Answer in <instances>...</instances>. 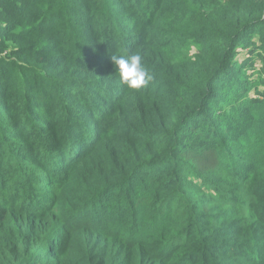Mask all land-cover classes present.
<instances>
[{
  "label": "trees",
  "instance_id": "trees-1",
  "mask_svg": "<svg viewBox=\"0 0 264 264\" xmlns=\"http://www.w3.org/2000/svg\"><path fill=\"white\" fill-rule=\"evenodd\" d=\"M263 128L264 0H0V264H264Z\"/></svg>",
  "mask_w": 264,
  "mask_h": 264
},
{
  "label": "rangeland",
  "instance_id": "rangeland-1",
  "mask_svg": "<svg viewBox=\"0 0 264 264\" xmlns=\"http://www.w3.org/2000/svg\"><path fill=\"white\" fill-rule=\"evenodd\" d=\"M9 58V55H7ZM243 56L242 53L239 54V58ZM259 65V64H258ZM246 140L248 141L249 154L253 157L256 164L261 162V154L264 152V128L257 129L256 132L249 135ZM191 188L197 193H201L202 189L197 186V184L191 185ZM233 199L226 200V203L230 204L231 213L237 218L242 219L244 224H250L254 221L255 218V209L256 203L255 198L251 191H249L247 186H238L234 190ZM138 192L142 196H146L148 192L139 188ZM216 203H221V199L217 197H212ZM225 203V202H224ZM155 214L152 212V209L149 207L141 208L138 210L136 217L133 219L134 224L136 222H141L142 225L138 226L135 230L137 235H145V236H154L166 237L167 233L174 227L175 222L170 220L169 218H164L160 224H155L154 222ZM132 221V222H133ZM132 222L128 224V227L132 224ZM121 223H125L124 219H121ZM120 222L114 224L112 227L118 230H123L125 227L122 226ZM131 232H133L131 230ZM134 233V232H133ZM244 258H241V260Z\"/></svg>",
  "mask_w": 264,
  "mask_h": 264
},
{
  "label": "clouds",
  "instance_id": "clouds-1",
  "mask_svg": "<svg viewBox=\"0 0 264 264\" xmlns=\"http://www.w3.org/2000/svg\"><path fill=\"white\" fill-rule=\"evenodd\" d=\"M111 60L119 73L121 83L129 89L145 88L153 79L150 71L144 66L143 57L140 54L112 55Z\"/></svg>",
  "mask_w": 264,
  "mask_h": 264
}]
</instances>
